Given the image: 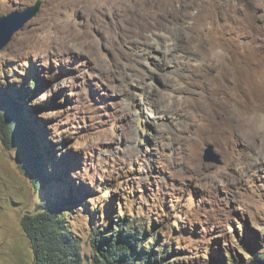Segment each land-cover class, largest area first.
Masks as SVG:
<instances>
[{
    "label": "rangeland",
    "instance_id": "obj_1",
    "mask_svg": "<svg viewBox=\"0 0 264 264\" xmlns=\"http://www.w3.org/2000/svg\"><path fill=\"white\" fill-rule=\"evenodd\" d=\"M37 1L0 0V16ZM156 34L189 55L181 81ZM16 91L45 175L0 138V264H35L22 219L56 198L84 264L128 220L171 263L264 257V0H41L0 51V93Z\"/></svg>",
    "mask_w": 264,
    "mask_h": 264
},
{
    "label": "trees",
    "instance_id": "obj_2",
    "mask_svg": "<svg viewBox=\"0 0 264 264\" xmlns=\"http://www.w3.org/2000/svg\"><path fill=\"white\" fill-rule=\"evenodd\" d=\"M38 79H34L29 86L40 87ZM15 92V91H14ZM29 95V94H28ZM21 92L0 93V138L9 148L23 152L21 169L33 181L44 177L42 147L37 143L36 133L29 121L24 122L25 106L18 97L27 98ZM46 178L48 176H45ZM67 198L65 202L75 199ZM78 199V197L76 198ZM52 199L39 205L36 212H28L22 219V225L31 239L34 250L35 264H84L79 247V241L66 227L61 203ZM74 202V201H73ZM134 220L126 223H115L117 230L110 229L105 234L97 233L93 237L94 254L91 264H178L172 263L167 257L169 252L163 249L156 250L152 246L141 247L145 237L142 234L144 227L135 225ZM129 225V228L125 227ZM113 228V227H112ZM116 233V234H115ZM152 236V235H151ZM146 244H149L146 241ZM222 262L218 264H222ZM230 264H264L263 255L252 258L247 263L231 259Z\"/></svg>",
    "mask_w": 264,
    "mask_h": 264
},
{
    "label": "bare ground",
    "instance_id": "obj_3",
    "mask_svg": "<svg viewBox=\"0 0 264 264\" xmlns=\"http://www.w3.org/2000/svg\"><path fill=\"white\" fill-rule=\"evenodd\" d=\"M196 19L198 20L199 18H197V16H196ZM196 20V21H197ZM195 22V21H194ZM196 23V22H195ZM195 23H193L194 25H196ZM193 25V26H194ZM197 27V26H196ZM193 28V27H192ZM194 31H195V27H194ZM177 35V34H176ZM154 38H155V41H156V45H154V46H152V47H154L155 49H157L158 51H160V52H162V54H163V56H167V55H172L173 56V60H172V62H171V67L169 68V70H168V73L170 74V76H172L173 78H172V80H170V82L172 83V81L174 82V83H176V82H179V81H181V75H183L181 72H184L185 71V67H184V64H183V60H187V59H190L188 56L189 55H186L185 53H184V51L182 50V48H179V47H177V45L175 46H173V43L171 44H169V43H167V42H169V41H175V40H173V37H171L172 39H170L169 41L166 39V40H164L161 36H159V35H155L154 36ZM179 40V39H178ZM191 42V41H190ZM167 43V44H166ZM179 45V44H178ZM138 47H137V51L139 52V54H140V56L142 57V58H144L145 60H148V58L151 56V55H154V52H153V50H149L148 49V45H147V43L146 42H143L142 40H140L139 42H138V45H137ZM188 49V48H187ZM186 50V49H185ZM189 52V51H188ZM194 52V51H193ZM195 53V52H194ZM193 53V54H194ZM189 54H190V52H189ZM205 54V53H204ZM191 55V54H190ZM196 55V54H195ZM201 55V54H200ZM155 56V55H154ZM194 56V55H193ZM197 57H198V55H197ZM192 58V57H191ZM142 66V65H141ZM132 69V68H131ZM136 71V72H140V68L139 67H134L133 69H132V71ZM133 71V72H134ZM195 73H197V72H195ZM199 74V73H198ZM236 82V81H235ZM234 83V82H233ZM240 88V87H239ZM165 90L166 91H168V97H171V95H173V94H175L176 92H177V90L175 89V88H173V84H171V85H168V86H166V88H165ZM247 92V91H246ZM241 95V94H240ZM242 96V95H241ZM248 96H250V95H248ZM239 97V96H238ZM241 98V97H240ZM237 99V98H236ZM242 102V101H241ZM192 103V102H191ZM191 105H193V104H191ZM190 105V106H191ZM249 107V106H248ZM162 108H164V107H158L157 109H155V112L152 114L153 115V117H158V118H162L163 116H158L159 114H157V113H162L163 111H164V109L162 110ZM243 109H244V107H243ZM248 110V109H247ZM250 110V109H249ZM152 112H153V109H152ZM151 112V113H152ZM166 112H168V111H166ZM246 113V112H245ZM249 113V112H248ZM251 114V113H250ZM151 115V116H152ZM245 115H247V114H245ZM244 115V116H245ZM248 116V115H247ZM244 118V117H243ZM250 121V120H249ZM245 122V121H244ZM141 123H142V119L141 118H139V121H138V124L139 125H141ZM212 123V122H211ZM247 123V122H246ZM245 126V125H244ZM247 127V126H246ZM248 127H250V126H248ZM247 127V128H248ZM205 128V127H204ZM211 128V127H210ZM249 130V129H248ZM209 131V130H208ZM218 133V132H217ZM221 133V132H220ZM203 134V133H202ZM211 136V135H210ZM213 136V135H212ZM216 135H214V137H215ZM220 136H221V134H220ZM224 136H226V135H224ZM198 137V136H197ZM212 138V137H211ZM217 138V137H216ZM215 138V139H216ZM224 138V137H223ZM198 140V139H197ZM195 143V142H194ZM196 144V143H195ZM193 149V148H192ZM191 149V150H192ZM192 154V153H191ZM193 155H194V153H193Z\"/></svg>",
    "mask_w": 264,
    "mask_h": 264
},
{
    "label": "water",
    "instance_id": "obj_4",
    "mask_svg": "<svg viewBox=\"0 0 264 264\" xmlns=\"http://www.w3.org/2000/svg\"><path fill=\"white\" fill-rule=\"evenodd\" d=\"M41 0L26 9L14 10L7 15L0 16V51L11 41L14 32L37 15L40 10ZM205 160L208 162L220 163L219 155H213V146L209 145L205 149Z\"/></svg>",
    "mask_w": 264,
    "mask_h": 264
}]
</instances>
